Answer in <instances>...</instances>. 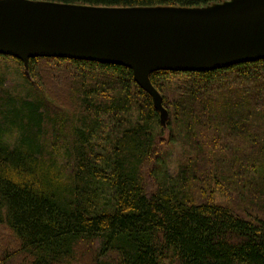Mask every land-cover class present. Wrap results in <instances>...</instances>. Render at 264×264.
Wrapping results in <instances>:
<instances>
[{"label": "trees", "instance_id": "16d2710c", "mask_svg": "<svg viewBox=\"0 0 264 264\" xmlns=\"http://www.w3.org/2000/svg\"><path fill=\"white\" fill-rule=\"evenodd\" d=\"M149 78L160 109L126 66L0 54V226L15 243L0 264H65L84 245L92 264H264V59ZM177 133L191 156L171 174L159 148Z\"/></svg>", "mask_w": 264, "mask_h": 264}, {"label": "water", "instance_id": "95a60500", "mask_svg": "<svg viewBox=\"0 0 264 264\" xmlns=\"http://www.w3.org/2000/svg\"><path fill=\"white\" fill-rule=\"evenodd\" d=\"M0 54L24 64L57 57L126 66L160 109L152 72H205L264 59V0L214 12L0 0Z\"/></svg>", "mask_w": 264, "mask_h": 264}, {"label": "rangeland", "instance_id": "374dc122", "mask_svg": "<svg viewBox=\"0 0 264 264\" xmlns=\"http://www.w3.org/2000/svg\"><path fill=\"white\" fill-rule=\"evenodd\" d=\"M249 0H222L221 2L215 3L214 5L202 6L201 8L191 7V8H172L174 10H186V11H196V12H214L215 10L226 8L228 6H234L237 4H245ZM8 64L9 69L8 71V84L10 86L20 87L21 80L18 78L19 69L14 66L13 63L9 62ZM166 134L168 135L169 132L165 129ZM183 138L179 137V133H177V138L173 142V146L170 145H161L160 150L161 153H165V166L163 165V169L174 174L177 171V168L183 163L186 158L190 155V149L187 143H184ZM15 243L13 241L12 233L3 225L0 226V251L2 253H12L14 252ZM3 248V249H2ZM81 250L78 251L77 256L65 264H92V256H89V252L85 251L86 246L80 247ZM84 251V252H83ZM0 252V253H1ZM1 255V254H0ZM1 258V256H0ZM16 262V261H15ZM17 263H19L17 261Z\"/></svg>", "mask_w": 264, "mask_h": 264}]
</instances>
